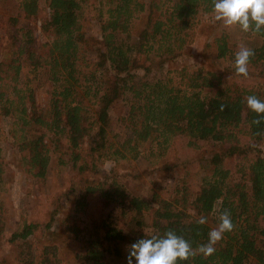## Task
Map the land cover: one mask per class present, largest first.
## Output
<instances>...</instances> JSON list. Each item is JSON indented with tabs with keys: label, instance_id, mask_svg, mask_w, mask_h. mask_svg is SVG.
I'll return each mask as SVG.
<instances>
[{
	"label": "trees",
	"instance_id": "trees-1",
	"mask_svg": "<svg viewBox=\"0 0 264 264\" xmlns=\"http://www.w3.org/2000/svg\"><path fill=\"white\" fill-rule=\"evenodd\" d=\"M18 1L24 18H39L41 0ZM46 1L49 15L41 29L48 41L40 52L32 32L21 34L18 18H0V118L12 121L8 134L27 173L41 181L47 178L52 163L49 134L54 151L68 156L77 175L98 174L106 158L132 155L138 159L145 149L165 160L162 171L170 175L183 170L188 176L202 161L199 152L210 154L208 178L202 183H183L176 197L172 189L159 188L147 200L106 178L87 186L76 198L75 212L86 211L94 197L111 207L102 209L100 224L84 240L76 255L79 263L127 264L131 244L168 230L197 248L207 243L213 229L209 216L219 205V214H230L233 230L224 234L212 256L197 255L178 264H264V151L259 150L264 142V118L246 106L247 96L264 100V93L225 85L221 75L203 67L176 69L165 79L151 75L186 54L201 16L213 13V0ZM91 6L98 11L99 21L105 18L99 38L85 33L84 19ZM136 13H144L147 23L138 36H132L130 23ZM246 34L261 40L251 48L255 55L248 66L264 64V30ZM208 47L215 48L216 61L234 59L224 32ZM88 48L97 55L93 63L84 58ZM27 64L35 77L40 70H49L53 90L44 107L38 105L33 88L20 86ZM120 101L128 105L122 120L129 134L117 144L109 140L106 124ZM256 119L259 124L253 123ZM254 151L258 154L251 158ZM233 159L237 160L234 172L226 167ZM5 172L0 147V186ZM201 217L207 221L203 225L197 223ZM40 226L22 220L11 234L9 242L18 248V261L62 264L57 246L49 244L38 252ZM47 228L51 229L50 223ZM69 230L79 237L76 224Z\"/></svg>",
	"mask_w": 264,
	"mask_h": 264
},
{
	"label": "rangeland",
	"instance_id": "rangeland-1",
	"mask_svg": "<svg viewBox=\"0 0 264 264\" xmlns=\"http://www.w3.org/2000/svg\"><path fill=\"white\" fill-rule=\"evenodd\" d=\"M18 0H0V18L6 21L11 17L19 19L17 25L21 34L32 32L38 43L36 48L42 50L43 45L48 41L43 34L42 21L49 15L48 3L41 0L40 16L36 19H26L20 14ZM143 2V1H141ZM105 20H98V11L91 6L85 15V33L88 37L99 38L101 36V23ZM200 23L192 31L186 54L173 64L154 71L151 75H156L158 79H165L173 76L176 69L188 67L196 70L203 67L207 72H215L222 76L225 85L240 88L253 89L264 93V64L258 66H248L249 75L247 78L238 77L234 71V59L216 61L214 59V47H208L217 34L222 32L229 35L232 53L244 45L252 48L261 44V40L250 37L242 32L238 27L226 29L214 19L213 13L203 14ZM147 18L144 13H136L135 18L130 23V33L138 36L144 29ZM84 58L87 62H95L97 55L92 48L85 49ZM93 51V52H92ZM156 70V69H155ZM171 71V72H170ZM170 72V73H169ZM139 75L145 76L144 71H139ZM21 87L28 84L36 92L37 103L44 107L46 101L53 90V82L50 79L49 70H40L35 77L30 73V66L23 70ZM215 94V91H210ZM128 105L126 101H120L111 111L107 119L108 138L111 142L122 143L129 134L126 122L122 120L127 115ZM11 120L0 118V147L4 158L6 172L3 184L0 186V262L6 264H20L17 258L18 248L9 242L11 234L17 229L22 220L39 222L41 226L36 233V245L38 252L49 244L55 245L59 249V258L62 264H80L77 260V253L84 247V240L89 238L95 228L100 224L104 216L102 209L108 208L105 201H100L94 197L89 200L90 205L86 211L75 212V202L77 196L89 185H96L100 181L117 180L126 186L132 195L150 200L156 190H173V197L177 196L176 189L183 183H202L208 178L206 158L210 157L206 151L199 152L198 159L202 158L197 167V171L186 176L183 170H178L174 174L162 171L165 163L158 155H150L148 150L142 149L138 159L129 155L125 159L106 158L99 164V173L87 172L84 175H77L72 164L68 163V156L54 151V138L52 134L47 137V142L52 151V163L49 168L47 178L43 181L36 179L25 171L20 165L17 149L12 146V139L8 131ZM119 142V143H118ZM119 146V145H118ZM259 150L264 151V142L259 146ZM258 154L254 151L251 158ZM205 159V160H204ZM61 160L67 162L64 164ZM236 159L229 160L226 167L233 172L236 167ZM236 175L234 178H237ZM75 184L74 186H72ZM74 188L72 190L71 188ZM67 191L71 195H67ZM65 193L66 195H60ZM60 197V198H59ZM178 198H180L178 196ZM188 211L193 214L189 207ZM55 214L52 220V214ZM219 205L213 214L209 216V224L212 228L218 225ZM51 224V229L47 224ZM76 224L81 230L78 238L68 227ZM129 230V229H127Z\"/></svg>",
	"mask_w": 264,
	"mask_h": 264
},
{
	"label": "clouds",
	"instance_id": "clouds-1",
	"mask_svg": "<svg viewBox=\"0 0 264 264\" xmlns=\"http://www.w3.org/2000/svg\"><path fill=\"white\" fill-rule=\"evenodd\" d=\"M212 12L215 21L226 29L238 27L244 33L253 34L264 30V0H213ZM254 55L253 49L239 46L234 54V69L238 77H248V65ZM246 106L257 117L264 118V100L249 95ZM253 123L259 124L260 119ZM206 222L204 217L197 220L201 225ZM233 227L230 214L224 211L219 216L218 225L209 232L207 243L197 248H193L189 241L173 230H168L162 236L153 234L149 238H141L128 247L127 264H133V261L135 264H178V261H188L197 255L210 257L224 234L231 232Z\"/></svg>",
	"mask_w": 264,
	"mask_h": 264
}]
</instances>
